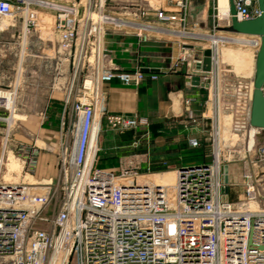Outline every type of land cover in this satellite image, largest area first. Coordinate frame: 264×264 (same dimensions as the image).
<instances>
[{
  "label": "built area",
  "instance_id": "obj_1",
  "mask_svg": "<svg viewBox=\"0 0 264 264\" xmlns=\"http://www.w3.org/2000/svg\"><path fill=\"white\" fill-rule=\"evenodd\" d=\"M162 1V6L135 2L136 12L114 14L107 10V0H0V38L20 25L24 49L38 34L47 42L43 58L58 63L59 71L64 63L70 66L54 180L36 179L39 149L11 136L15 124L8 119L18 111L17 88L0 87V123L7 124L0 142V264H264V204L249 207L259 201L264 183V139L256 140L264 129L250 123L252 79L230 84L226 76L212 77L214 66L211 72L196 66L215 106L212 151L208 163L176 170L173 184L140 181L141 176L159 174L141 171V156L128 158L117 170L98 166L103 86L117 80L138 87L148 78L158 79L141 66L140 50L132 70L120 68L106 45L108 32L134 35L138 48L169 33L192 35L188 19L193 0ZM233 2L238 21L261 14L258 0ZM167 3L172 7H165ZM215 10L220 21L218 0ZM151 16L154 24L148 22ZM231 18L230 11L225 32ZM169 23L178 26L171 29ZM206 49L203 45L198 51ZM220 116L228 118L234 144L221 140ZM110 122L119 133L133 130L135 137H149L147 117L118 115ZM139 144L140 139L133 142ZM191 144L197 147L199 142L193 139ZM10 155L20 174L8 182L4 175ZM232 162L246 163L240 205L226 192L230 181L224 178ZM55 199L56 212L43 218Z\"/></svg>",
  "mask_w": 264,
  "mask_h": 264
},
{
  "label": "crops",
  "instance_id": "obj_2",
  "mask_svg": "<svg viewBox=\"0 0 264 264\" xmlns=\"http://www.w3.org/2000/svg\"><path fill=\"white\" fill-rule=\"evenodd\" d=\"M200 1L206 7L210 4V0H193L191 8L193 3L198 4ZM165 7H172V4L167 3ZM155 21L156 18L151 16L148 22L154 24ZM193 24H198V27L193 28ZM166 26L176 29L178 24L169 23ZM188 26L192 34L189 37L169 33L158 39L152 38L142 44L140 48H138L137 38L134 35L108 32L105 40L106 45L111 51H114L115 63L120 68L127 71L132 70L135 64V51L140 50L141 66L146 73L157 74L158 79L151 80L148 78L138 87L124 86L117 80L103 86L105 115L102 119L99 168L117 170L119 166L111 167L109 165L112 162L116 164V161L133 156L144 157V163L147 165L145 170L156 173H175L176 170L186 166L208 163L210 156L206 151L208 147L205 146V143H210L211 140L210 134L214 127V121L211 117L214 115L215 106L211 92L204 86H193L189 82V76H200L196 72L197 65L193 56L196 51L202 50L204 44L211 43L210 38L212 36L207 33L212 32V29L206 15L195 18L192 13H189ZM227 32L245 36L231 30ZM6 35L1 36V38ZM186 45H193L195 49H188ZM217 59L218 51L215 50L213 51L214 69L212 76L214 79L221 78L222 74L224 76L225 73L222 66H220L221 64L216 62ZM60 71L66 76L60 78L59 81L62 84L68 83L70 66H65L63 70L60 68ZM228 75L233 78V81L229 80L230 84H234L238 78L244 76L237 77L232 75L231 72ZM55 80L57 81L58 78H54ZM54 88L49 96L48 116L56 118L60 116V111L62 113L65 91L63 89L59 92L60 94H57ZM211 112L212 115H210ZM46 114V112H42L37 117H45ZM118 115H138L149 118V137L142 139L138 134L137 137L134 135L131 141H123L120 138L122 133L112 130L110 122V117ZM220 119H222V116H220ZM59 122L60 125L57 119H53L49 122L48 128L43 127L41 130L58 134L59 138L61 121ZM224 128L225 130L230 128L228 118H226ZM37 133L40 134L41 131L38 130ZM103 133L112 136V145L102 146ZM40 138L44 140L46 137L42 136ZM139 139V146H133V142ZM193 139L199 142L197 147L191 144ZM263 139L264 130H261L256 140L261 141ZM56 158V153L41 152L38 158L37 178L48 181L56 176ZM155 167L161 169L152 171L151 168ZM237 174V167L230 165V183L237 179ZM139 180L153 182L155 177L154 175L141 176ZM158 182L161 183V181ZM241 185L243 186V183ZM230 187L228 190H230ZM243 197L245 199V190Z\"/></svg>",
  "mask_w": 264,
  "mask_h": 264
},
{
  "label": "rangeland",
  "instance_id": "obj_3",
  "mask_svg": "<svg viewBox=\"0 0 264 264\" xmlns=\"http://www.w3.org/2000/svg\"><path fill=\"white\" fill-rule=\"evenodd\" d=\"M58 1H67V0H58ZM138 3H143V5H146L148 2L151 3V5L155 6H162L164 5V2L162 0H107V10L110 13L114 14H122L125 12H136L137 10L135 7H137ZM217 4V0H210V4L208 7L204 6L203 2L200 1L198 4L193 3V7H190V12L195 15V18L201 17V16H207L209 18V23L212 29V32H208V35H222V37H228L227 40L223 41L224 43L222 45L215 46L213 43H207L204 44L206 48L211 49L213 48L214 51H218V59L216 62L220 63L222 66V70L224 73V76H226L228 80H232L233 78H230L228 75L229 72H231L232 75H236L237 77H240L241 75H244L243 78L251 80L253 77V74L251 75V71H253V68L255 67V58L257 53V47H252L247 44L241 43L243 40L247 39H254V37H245V36H238L231 32H225L222 29L214 30V27L216 26L221 27L224 25V22L221 23V21L218 20V18H214L215 15H217V11L215 10ZM21 31L20 25L18 27L8 31L5 35V37L0 38V87L6 88V89H12L14 90L17 88V100H16V106H17V113L19 115H22L25 117V120H18L16 121L15 126L11 132V136L19 142H25L36 145V147L39 149V156L42 151H47L50 153H56L58 151V134H54L51 132H45L42 131L41 128L46 127L48 128L49 122L53 119L58 120V124L60 125L61 121V111L60 116L58 117H50L48 116V107H49V96L53 91L54 84L55 88L54 90L57 92V94H60L59 92L63 89L65 91V87L67 88L68 83L62 84L59 79L63 78L66 75H63L61 71H59L57 65L54 60L45 59L47 53L44 52V40L40 39V36L36 34L35 36L29 38L27 41V46L24 49V44H22L21 39H19V33ZM223 31V32H222ZM232 40V41H231ZM50 44V43H48ZM221 47H230L236 50H243L246 53L251 54V62L249 63L248 69H243L242 71H238L236 69V66L232 63L225 62L221 58ZM23 57V59H22ZM22 62V68L20 69V62ZM68 63L62 64L60 66L61 70L67 66ZM226 68V69H224ZM225 70V71H224ZM251 72L250 74H248ZM247 73H245V72ZM21 72V73H20ZM22 74V75H21ZM226 74V75H225ZM248 74V75H246ZM223 76V74H222ZM221 76V78H223ZM54 78H58L57 82L54 81ZM21 79V81H20ZM17 82L20 84L17 85ZM60 107V106H58ZM59 111V110H58ZM42 112H46L45 117H37ZM6 116H8L7 113H5ZM212 115V112L210 113ZM43 122V124H41ZM221 122L223 125L226 124V117H222ZM7 124L6 123H0V142L2 140V137L5 133V128ZM57 129V128H56ZM41 131L40 134L37 133V131ZM58 130V129H57ZM46 137L44 140L40 137ZM49 139V140H48ZM53 139V140H52ZM101 139V136H100ZM228 141L229 143H235L236 138L232 137L229 130H225V128L222 130V139ZM101 141V140H100ZM102 146H108L113 144V139L111 135H107L105 133L102 134ZM206 151H208L209 156L211 155L212 147L211 143L207 142L205 143ZM38 156V158H39ZM101 153H99V159L100 160ZM139 162H141L140 169L141 171H144L146 169V164L144 163V157L137 158ZM128 161V158H125L120 161H116V164L113 162L109 165L111 167H117L121 166ZM210 161V160H209ZM56 164H57V158H56ZM113 164V165H112ZM236 166L238 170L237 179L233 180L232 183H230L231 187L228 192L230 200L240 205L242 202H244L243 192L244 187L241 185L243 183L242 179V173L244 168L246 167V163L244 162H232L229 164V166ZM152 167V166H151ZM153 169V168H151ZM6 173V171H5ZM165 177L163 176V173H159L154 175L156 181H163V182H169L174 183V174L172 172H166L164 173ZM239 175V176H238ZM37 180H40L35 176ZM56 176L51 179H56ZM23 178L20 179L22 181ZM34 180V178H33ZM41 181V180H40ZM43 181V180H42ZM241 182V183H240ZM264 204V183L263 186L259 189V201L256 203V205L262 206ZM58 207L57 200L55 199L52 205L45 209L42 212V217H50L54 212H56V209ZM41 226V225H37Z\"/></svg>",
  "mask_w": 264,
  "mask_h": 264
},
{
  "label": "water",
  "instance_id": "obj_4",
  "mask_svg": "<svg viewBox=\"0 0 264 264\" xmlns=\"http://www.w3.org/2000/svg\"><path fill=\"white\" fill-rule=\"evenodd\" d=\"M231 2V22L230 30L245 36L260 38V45L256 55V69L254 79V91L251 108L250 123L255 128L264 129V0H258L261 10L260 16L253 20L238 21L235 17V6L233 0ZM194 60L197 61V68L204 72H211L213 66V50L206 49L204 51H196ZM193 86H203L200 76H193L189 79ZM208 87V85H204ZM135 132L133 130L120 134L123 141H131ZM225 183L229 182V176L226 174ZM228 193V188L226 189Z\"/></svg>",
  "mask_w": 264,
  "mask_h": 264
},
{
  "label": "bare ground",
  "instance_id": "obj_5",
  "mask_svg": "<svg viewBox=\"0 0 264 264\" xmlns=\"http://www.w3.org/2000/svg\"><path fill=\"white\" fill-rule=\"evenodd\" d=\"M218 8H219L220 21H221V23H223L225 21V19L230 14V10H231L230 0H218ZM219 29H222L224 31L226 28L224 26H221V27H219ZM187 37H189V36H187ZM245 37H247V36H245ZM227 38L228 37H222V35L216 34L210 38V42L213 43L215 46H218V45H222L224 43L223 41L227 40ZM241 43L248 44L249 46H252V47H257V49H258L259 45H260V38L254 37V39H247L244 41L242 40ZM220 50H221L222 60H224L225 62H229V63L234 64L238 71L239 70L241 71L243 69H248L249 63L251 62V54L250 53H246L243 50H236V49H233L230 47H228V48L227 47H221ZM22 59H23V57H22ZM22 62H23V60H21V62H20V69L22 68ZM255 69H256V58H255V67L253 68V71H251L252 73L249 72L248 70H246V71H248V74H250V73H251V75L253 74V77H252L253 91H254ZM20 81H21V79H20ZM16 120H25V117L22 115H19V114H14L11 118L8 119V121L11 125H14ZM97 129L98 128L96 125L95 130H94L95 134L97 132ZM94 137H95V135H94ZM19 174H20L19 163L12 157V155H10L8 158V164H7L6 173L4 175V178L6 181L11 182L15 179L18 180ZM163 176L165 177V174H163ZM173 177L175 180V175ZM153 182L156 184H167V185L172 184L169 182H162V181H161V183H159L156 180H154ZM249 207H250V209L255 210L258 208V205H256V203H251V204H249Z\"/></svg>",
  "mask_w": 264,
  "mask_h": 264
},
{
  "label": "trees",
  "instance_id": "obj_6",
  "mask_svg": "<svg viewBox=\"0 0 264 264\" xmlns=\"http://www.w3.org/2000/svg\"><path fill=\"white\" fill-rule=\"evenodd\" d=\"M158 169H161V168H159V167H155V168L152 169V171H156V170H158ZM144 171H146V170H144Z\"/></svg>",
  "mask_w": 264,
  "mask_h": 264
}]
</instances>
